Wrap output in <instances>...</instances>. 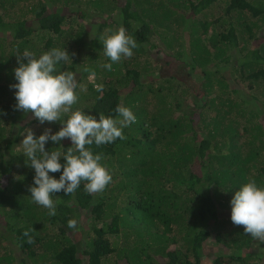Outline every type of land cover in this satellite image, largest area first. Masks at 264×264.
Returning <instances> with one entry per match:
<instances>
[{
    "label": "trees",
    "instance_id": "trees-1",
    "mask_svg": "<svg viewBox=\"0 0 264 264\" xmlns=\"http://www.w3.org/2000/svg\"><path fill=\"white\" fill-rule=\"evenodd\" d=\"M224 1L223 10H212L222 0L181 1L184 13L170 0H0V264H264V242L232 223L230 204L249 178L264 186V0ZM207 8L215 18L194 21ZM121 25L139 47L109 71L103 38ZM178 29L190 33L185 55ZM53 48L72 60L58 71L86 89L74 109L115 116L123 103L136 122L126 139L90 146L113 176L104 192L82 182L74 195L56 193L49 216L32 201L35 171L17 145L39 121L15 108L10 85L18 52Z\"/></svg>",
    "mask_w": 264,
    "mask_h": 264
},
{
    "label": "clouds",
    "instance_id": "clouds-1",
    "mask_svg": "<svg viewBox=\"0 0 264 264\" xmlns=\"http://www.w3.org/2000/svg\"><path fill=\"white\" fill-rule=\"evenodd\" d=\"M138 47L134 36L119 26L103 38L104 55L111 63L101 67L111 71L113 63L131 58ZM16 59L18 66L14 69V77L17 82L10 85L16 90L15 108L31 112L40 124L58 121L62 124L58 131L45 128L38 136L28 129L20 143L26 163L35 171L33 185L29 186L32 201L47 209L49 216H55L59 203L53 199L56 193L74 195L82 182L90 195L104 192L113 176L108 166L101 162L103 154L93 153L90 146L126 139L123 130L136 122V116L123 103L116 106L115 116L101 113L97 118L83 108L74 109L79 100L77 89H86L78 83L75 72L58 71L61 62L72 61L65 48H53L39 56L25 49L16 54ZM83 71L91 72L87 67ZM93 83L97 92L103 91L102 84ZM64 139L71 141L66 149L60 144ZM49 141L57 145L55 150H46ZM57 172L60 173L58 179L50 175ZM230 204L232 223L243 226L244 233L254 240L264 242V186L249 178L234 191ZM67 227L75 229L77 221L70 219Z\"/></svg>",
    "mask_w": 264,
    "mask_h": 264
},
{
    "label": "rangeland",
    "instance_id": "rangeland-1",
    "mask_svg": "<svg viewBox=\"0 0 264 264\" xmlns=\"http://www.w3.org/2000/svg\"><path fill=\"white\" fill-rule=\"evenodd\" d=\"M171 1V3L173 4V3H175V2H177L176 0H170ZM181 1H185V0H180V2L178 1L177 3H180L179 4V8H177L178 10H180V11H183L184 13L186 12V13H188L189 11H190V7L189 6H186L185 7V5H183V3H181ZM187 1V0H186ZM195 1V0H194ZM121 2H122V0H118V4L120 5L121 4ZM167 2H169V1H167ZM224 3H225V1L224 0H222V3H215V6L214 7H212V10H218V9H220V10H223V7H222V5H224ZM188 5V4H187ZM218 7H220V8H218ZM208 12V13H207ZM206 13H207V15H206ZM244 13H247V14H249V12L248 11H245ZM185 15V14H184ZM246 15V14H245ZM215 12H214V14L211 12V9L209 8H207L206 9V12H205V14L201 11L200 13H198V15L196 16H194L193 17V19H194V21L196 20V18H198V17H205V18H207V20H211V19H213V18H215ZM246 16H248V15H246ZM180 24V23H179ZM179 24H178V26H179ZM212 26H214L213 24H212ZM262 27H263V25H262ZM191 28V27H190ZM197 29H198V27H197ZM224 30L225 31V28L222 26H217V29H216V31L217 32H219L220 30ZM258 31V30H257ZM188 32V30H184V33L182 32V31H180L179 29L174 33V34H172L171 33V35H172V37H174L175 39H176V42H175V44L178 46V48H180L181 46H182V55H185V54H187L186 53V51L187 50H189L190 49V45H189V42H188V40L190 39V33H187ZM189 38V39H187V37ZM219 37V36H218ZM170 51L172 52V51H175L174 49H170ZM170 55H172L171 53H170ZM175 56V55H174ZM169 57H171V56H169ZM180 63V66H179V69L181 70V73H182V75L183 76H185V79H192V78H194V79H197V81L199 80V77H200V75H197L196 76V74H192L191 72H189V69H188V67L183 63V62H179ZM193 68V67H192ZM175 70L176 69H174V72L173 71H170V73L171 72H173V73H176L175 72ZM178 73V72H177ZM180 73V72H179ZM89 79H92V76H89ZM45 128H47V125H41L40 123H35V124H32V125H29V126H27L23 131H22V133H21V136H20V139L17 141V145L19 146V147H21V145H20V143H21V141H22V139H23V135L27 132V130L28 129H31L33 132H34V134L35 135H40L43 131H44V129ZM205 248V250L208 252L209 250H210V248H207V247H204Z\"/></svg>",
    "mask_w": 264,
    "mask_h": 264
}]
</instances>
